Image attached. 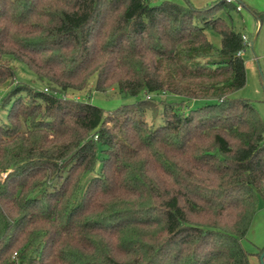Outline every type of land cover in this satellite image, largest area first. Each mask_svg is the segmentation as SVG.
<instances>
[{
	"label": "trees",
	"instance_id": "1",
	"mask_svg": "<svg viewBox=\"0 0 264 264\" xmlns=\"http://www.w3.org/2000/svg\"><path fill=\"white\" fill-rule=\"evenodd\" d=\"M235 1L0 0V85L13 61L46 83L0 103V264H264L242 245L264 205V121L237 96ZM92 81L143 98L106 112L73 96Z\"/></svg>",
	"mask_w": 264,
	"mask_h": 264
},
{
	"label": "rangeland",
	"instance_id": "2",
	"mask_svg": "<svg viewBox=\"0 0 264 264\" xmlns=\"http://www.w3.org/2000/svg\"><path fill=\"white\" fill-rule=\"evenodd\" d=\"M165 0H152L154 4H159ZM180 5H185L186 2H190L194 7L203 9L207 5H210L218 0H208L201 2L202 0H182L178 2L176 0H167ZM235 1V5L238 9H233L229 13H221V17L224 18L227 23L236 31L241 33L246 38L247 49L243 53V58L246 64L247 71V83L246 86L237 93L238 97L246 98L252 101L255 109L259 113L260 117L264 121V0H239ZM252 10L262 12L263 17L258 20ZM212 41L216 44H220L219 36L210 33ZM12 65L15 69L16 78L5 85H0V103L4 96L10 89L9 84L17 85L18 83H25L35 88L38 91H44L46 83L38 80L35 74L23 63L13 61ZM94 82H91L90 87L80 93H74V97L85 102H89L99 108H102L106 112L114 111L123 105L135 103L143 98V94L137 97H122L116 87L107 91V93L97 92L93 90ZM157 100L163 99L172 102H180L181 99L177 97H168L163 95ZM204 104L203 101H192L185 104V109L197 108ZM10 105L7 106V109ZM7 117V111L0 109V122L5 121ZM160 116L156 122H159ZM244 249L250 253L255 254L259 249L264 248V205L260 202L258 211L253 219L252 225L248 232L247 237L242 241ZM255 256L253 260L255 261ZM256 260V264H257Z\"/></svg>",
	"mask_w": 264,
	"mask_h": 264
},
{
	"label": "crops",
	"instance_id": "3",
	"mask_svg": "<svg viewBox=\"0 0 264 264\" xmlns=\"http://www.w3.org/2000/svg\"><path fill=\"white\" fill-rule=\"evenodd\" d=\"M176 1H178V2H182V0H176ZM204 1H208V0H202L201 2H203L204 3ZM212 1V0H211ZM253 1H256V0H253ZM257 1H260V0H257Z\"/></svg>",
	"mask_w": 264,
	"mask_h": 264
},
{
	"label": "built area",
	"instance_id": "4",
	"mask_svg": "<svg viewBox=\"0 0 264 264\" xmlns=\"http://www.w3.org/2000/svg\"><path fill=\"white\" fill-rule=\"evenodd\" d=\"M229 2L231 1V0H228ZM243 39H244V42L246 43V38H245V36H243ZM246 45H247V43H246Z\"/></svg>",
	"mask_w": 264,
	"mask_h": 264
},
{
	"label": "water",
	"instance_id": "5",
	"mask_svg": "<svg viewBox=\"0 0 264 264\" xmlns=\"http://www.w3.org/2000/svg\"><path fill=\"white\" fill-rule=\"evenodd\" d=\"M264 256V255H263ZM263 256L261 258H263Z\"/></svg>",
	"mask_w": 264,
	"mask_h": 264
}]
</instances>
